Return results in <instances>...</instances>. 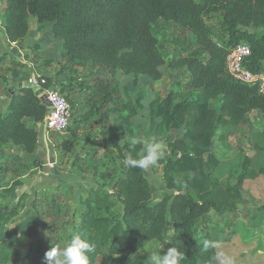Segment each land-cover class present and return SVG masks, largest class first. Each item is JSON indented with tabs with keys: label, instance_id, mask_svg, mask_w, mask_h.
Returning <instances> with one entry per match:
<instances>
[{
	"label": "trees",
	"instance_id": "1",
	"mask_svg": "<svg viewBox=\"0 0 264 264\" xmlns=\"http://www.w3.org/2000/svg\"><path fill=\"white\" fill-rule=\"evenodd\" d=\"M6 1L3 20L9 43L24 41L31 32L32 20H37L39 33L51 23L54 37L63 41V61L56 62L63 67L60 73H68L66 69L72 66L90 68L83 78L74 75L72 69L66 83L42 77L46 81L43 88L60 89L73 114V125L65 135L52 137L56 149L63 152L64 158H70L79 143L86 145V141H79L82 128L100 125V141L115 144L121 159L119 172L113 176L102 174V183L96 176L108 164L98 159L96 152L89 151L71 162L73 173L79 176L93 173L91 182H97L85 192L84 199L80 195L79 206L72 215L73 223L76 222L74 233L96 245L94 252L89 253V264H96L99 258L101 264H144L127 255H138L153 243L166 252L177 248L186 256L183 264H213L217 249L206 248L205 242L219 243L226 239L208 232L202 241L198 240L197 223L211 213L217 216L235 213L241 199L240 182L222 189L212 173L221 164L214 155V133L219 127L248 124V115L253 111L264 114V93L260 86L242 83L228 74L226 58L230 49L247 43L251 57L246 65L252 71L264 72V0ZM220 14L221 31L228 37L224 46L214 40L206 23L207 17ZM161 20L191 33L187 47L176 41L180 48L178 58L168 66L173 70L186 69L190 74L187 86L198 93L178 100L171 92L156 97L148 106L151 131L183 132L181 138L167 143L170 156L156 166L164 168L167 192L162 200L151 205L153 189L145 171L124 164L128 155L138 156L143 144L136 141L119 146L123 133L111 124L110 116L118 115L132 135L131 121L139 116L145 99L141 93L133 100L128 88L121 87L119 73L133 76L135 86L141 77L155 82L163 79L162 68L167 61L154 34ZM35 52L39 53L40 48H35ZM2 66L13 68L10 75L13 80L28 76L24 73L27 65L8 55H0ZM213 102H220V106L213 108ZM48 115V107L28 87L12 96L6 113L0 112V154L10 147L22 151L0 165V190L8 176H14L2 190L5 197H11L23 186L22 178L29 173L30 166H41L37 158L39 124ZM251 167L252 160L244 158L242 178L251 174ZM109 186L111 190H107ZM72 191L74 186L68 185L51 193H40L47 210L43 217L53 220L43 223V238L29 249L27 264H46L45 254L52 243L66 244L70 239L72 234L68 235L66 224L60 219L63 207L67 206L62 198L67 200ZM29 198L23 195V199ZM32 207L36 209L37 202ZM26 208L21 201L0 208L2 240L11 236L7 228ZM169 223L175 230L171 241L165 237ZM64 232L67 241L61 238Z\"/></svg>",
	"mask_w": 264,
	"mask_h": 264
},
{
	"label": "rangeland",
	"instance_id": "2",
	"mask_svg": "<svg viewBox=\"0 0 264 264\" xmlns=\"http://www.w3.org/2000/svg\"><path fill=\"white\" fill-rule=\"evenodd\" d=\"M2 1L3 0H0V3ZM221 18L222 14L214 17H207L206 23L212 30L214 40L221 46H224V42L228 41V37L221 31ZM1 21L3 22V20ZM31 24L33 26L35 20H33ZM51 26V23L46 24L49 30ZM1 27H3V25H1ZM251 32L254 31L251 30ZM154 34L159 41V47L164 53L167 61V65L162 68V72L164 73L163 79L155 82L146 77H141L139 78L138 85L135 86L133 77L120 74L119 80L121 85L122 87L128 88L132 99L136 100L141 93L144 94L145 99L142 102L143 108L139 110L138 118L132 121V135L128 134V130L123 125L118 115H111L110 121L112 125L121 127L120 131H122L123 137L120 143H118L119 146H123L126 142L147 141L152 137H156L166 145L165 156H170L167 143L181 138L183 132L177 133L165 130L151 131L148 119V106L156 97H165L171 92L176 95L178 100L186 99L190 95L198 93V91L187 86L190 74L186 69L173 70L168 66V64L178 58L177 53L180 48L178 44H176V41H179L181 45L187 47L192 36L190 32L181 29L174 23H166L163 20L159 22ZM50 35L49 32V38L53 39ZM25 41L29 42V37ZM54 44L55 43H53V45ZM6 48H8V46H6V43L2 40L0 31L1 56ZM51 48H55L56 55L54 54V60L56 62H62L63 47L55 44L51 46ZM9 57L12 56L10 55ZM46 57H52V55L48 53L45 56L43 54L38 56L34 55V57L31 55V60H29V62H38L42 64ZM47 68L48 70L46 72H38L37 68L35 69L41 78L43 76L55 79L61 78L60 70L63 68L62 65L60 66L56 63L54 66H48ZM72 69L75 70L73 74L77 77H86L90 70L89 66H72L70 69L67 68L66 70L68 73L65 72L62 76L65 75L69 78L68 74ZM12 70L13 68L9 66L0 67V91L2 92V97L5 96V91L12 85L18 88L10 77ZM30 72V69L24 70V73L29 76L28 80L31 81ZM26 84L28 85V83ZM28 88H30L29 85ZM12 91L16 93L18 89L16 91L13 89ZM219 106L220 102L212 103L213 108H218ZM123 115L126 114L123 113ZM248 118L250 122L246 125L239 127H233L231 125L219 127L214 133V155L221 164L218 168L213 170L212 173L219 179L222 189H225L227 185L235 186L240 182L241 199L237 211L232 214L227 213L224 216H217L215 213H211L205 219L197 223L195 235L196 238L201 241L208 232L216 234L218 237L224 236L226 240L218 244L233 257L234 264H264V114L260 111H253L248 115ZM71 125H73V114L71 117ZM100 133V125H88L83 127L79 141H86V145L84 146L83 143H79L76 152L70 155V158H64L63 152L57 150L54 146L52 137L57 134H50L49 141L47 142L42 138V134H40L39 156L42 160L39 161L41 166H30L29 173L22 178L23 186L11 197H5L2 194V190L11 184L14 180V176L9 175L7 181L2 186V190H0V208L14 201H21V203H26L27 205V208L20 214L19 218L7 228V233H10L11 236L6 240L0 238V263L27 264L26 256L29 249L37 246L39 240L43 238L41 227L43 223L50 222L53 218L43 217L47 214V210L42 202L41 192L51 193L54 190L61 189L63 186H74V191L69 192L67 200L66 197L62 198V201L67 203V206L63 207L61 211L62 218L60 219L66 224L68 235L74 233V224H76V222L73 223L72 215L79 206L80 195H82V199H84L86 197L85 192L95 187L97 182H91L93 173L88 174L87 172L82 176L73 173L70 168L71 162L89 151L96 152L98 154L97 158L108 164V168L104 170L101 169L100 172H98L96 176L97 179L100 180L102 174L113 176L115 173L119 172L118 165L121 163V159L115 150V144L101 142ZM64 135H62V137H64ZM97 135L99 136L97 137ZM15 154H22V151L12 147L2 149L0 154V165L7 161H11L12 156ZM244 158L252 160V167L250 169L251 174L242 178ZM145 174L152 185L153 199L151 205H154L162 200L167 192L164 179V168L155 166L148 172H145ZM100 181L102 183L103 180ZM107 190H111V187H107ZM23 195H28L30 198L23 199ZM34 201L37 202L38 207L36 209L32 207ZM118 211H120V208ZM43 212L44 214H41ZM56 215H59V211ZM170 229H173L171 223H169L165 232V237L168 241H171L174 235V232L170 231ZM60 235L64 241L68 240L65 232ZM153 252L161 253V255L167 253L160 245L153 243L142 253L138 255L128 254L127 256L132 260L137 257V259L142 260L145 264L148 255ZM101 262L102 259L99 258L96 264H101Z\"/></svg>",
	"mask_w": 264,
	"mask_h": 264
},
{
	"label": "clouds",
	"instance_id": "3",
	"mask_svg": "<svg viewBox=\"0 0 264 264\" xmlns=\"http://www.w3.org/2000/svg\"><path fill=\"white\" fill-rule=\"evenodd\" d=\"M133 143H136V141ZM141 143L143 147L138 156L134 158L128 155L124 160V164L148 172L165 157L166 145L156 137L141 141ZM170 231L175 232L174 229H170ZM205 247L218 249L214 253L213 264H234L233 257L223 250L218 242L206 241ZM95 248L96 245L93 241L82 237L79 233H73L66 244L54 245L52 243L51 249L45 254V261L46 264H89V253L94 252ZM185 259V254L173 247L169 248L164 255L157 252L149 254L145 264H183Z\"/></svg>",
	"mask_w": 264,
	"mask_h": 264
},
{
	"label": "crops",
	"instance_id": "4",
	"mask_svg": "<svg viewBox=\"0 0 264 264\" xmlns=\"http://www.w3.org/2000/svg\"><path fill=\"white\" fill-rule=\"evenodd\" d=\"M6 7H7V1L3 0L0 3V12H1V19H0V28L1 29H0V31H1V35H2V40L6 43V46H8V48H6V50H4V52H2V53H3V55H8V56L11 55L13 57V59L18 61L19 63L26 64L27 67H28L27 69H30V71H31L30 72L31 73V79H33L34 76L35 77H41L39 75V73H38L39 71L46 72L48 70V68H47L48 66L50 67V66H52V65L54 66L56 64V61L54 60L55 59L54 57L56 55L55 48H51V46H54L55 44H57L58 46H62L63 47V41L60 40V39H56L54 37V35L52 33V29H51L52 26H51V28L49 30L46 27V25H45L44 26L45 27L44 32H40L39 33L37 31V29L39 27V24H38L37 20L35 19V24L33 26L31 24V32H30V34L28 36L29 39H30L29 42L25 41L28 38L27 37L24 41H22L20 43H9V41L7 40L5 27H4V20H3V15L5 13ZM1 20H3V22ZM1 25H3V27H1ZM49 32L51 34L50 36L53 39L49 38V36H48ZM53 43H55V44L53 45ZM37 47L40 48V52L39 53L35 52V48H37ZM47 53L51 54L52 57L44 58V60L46 62L44 61L42 64H39L38 62L37 63H35V62L34 63H30L29 62V60H31V55L33 57H34V55L38 56L40 54H43L45 56ZM12 57H10V58H12ZM35 68H37L38 72H37V70ZM96 73H99V71H96ZM120 74H122V73L118 74V80H119V75ZM122 75H124V74H122ZM130 77H133V76H130ZM79 78H83V77L80 76ZM28 79H29V76H24V77H21V78H19L17 80L16 79L15 80L12 79L15 82L16 86H18V88L14 87L12 85L7 91H5V96L4 97H2V92L0 91V112L1 113H6L8 107L10 105V100H11L12 96L14 95L13 94L14 91H12V90L14 89L16 91L18 89V91H19L22 88L26 87V83L29 84V82H30V80H28ZM53 79L57 83H66V82L69 81V78H67L65 75L62 76V74H61V78H59L60 80L57 79V78L56 79L53 78ZM14 82H11V83H14ZM121 87H122V85H121ZM110 118H111V116H110ZM136 118H138V117H135L134 119H136ZM148 119H149V110H148ZM116 126L121 130V127H119L118 125H116ZM42 138H44L45 141L47 142V141H49L50 137L45 134V135L42 136ZM37 158L39 160H42L41 157L39 156V150L37 152Z\"/></svg>",
	"mask_w": 264,
	"mask_h": 264
},
{
	"label": "built area",
	"instance_id": "5",
	"mask_svg": "<svg viewBox=\"0 0 264 264\" xmlns=\"http://www.w3.org/2000/svg\"><path fill=\"white\" fill-rule=\"evenodd\" d=\"M250 57V45L244 42L236 45L230 49L226 58V70L228 74L242 83L259 85L260 91L264 93V72H255L248 68L246 62ZM29 83L32 87L44 89L43 85L46 84V81L41 77H35ZM45 91L51 111L45 121L39 124L40 134L42 136L46 134L49 137L50 134H64L71 125V105L58 88L53 87Z\"/></svg>",
	"mask_w": 264,
	"mask_h": 264
},
{
	"label": "water",
	"instance_id": "6",
	"mask_svg": "<svg viewBox=\"0 0 264 264\" xmlns=\"http://www.w3.org/2000/svg\"><path fill=\"white\" fill-rule=\"evenodd\" d=\"M34 78H35V76H34ZM34 78H33V79H34ZM28 85H29V87H30L31 89L34 90L35 94H36V95L42 100V102L48 107L49 112H50V111H51V106H50V103L48 102L47 92H46L44 89L40 88V87H32V86L30 85V83H29ZM28 85L26 84V87H28ZM24 88H25V87H24ZM16 93H17V92H16ZM16 93H14V95H15Z\"/></svg>",
	"mask_w": 264,
	"mask_h": 264
}]
</instances>
